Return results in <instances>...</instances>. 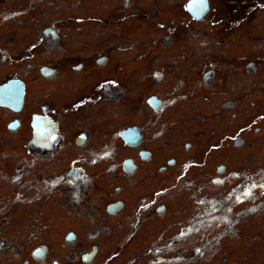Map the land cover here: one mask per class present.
Returning a JSON list of instances; mask_svg holds the SVG:
<instances>
[{
    "label": "flooded vegetation",
    "instance_id": "flooded-vegetation-1",
    "mask_svg": "<svg viewBox=\"0 0 264 264\" xmlns=\"http://www.w3.org/2000/svg\"><path fill=\"white\" fill-rule=\"evenodd\" d=\"M153 1L150 9L154 10L159 6L156 0ZM189 1L183 0L181 7L191 21H210L215 17L216 13L214 12L213 15L211 8L213 6L210 0H199L194 6H189ZM14 2L17 3L18 1L15 0ZM58 2L59 0H51L50 3L55 6V9L54 6L53 8L50 7L52 10H61V13L57 11L59 13L57 15H50L48 11L51 9L43 7L47 3H42L43 9L39 11L32 8L30 14H27L25 8L6 9L5 18L7 21H42L44 14L47 15L45 18L51 16V19L44 22L40 27L34 24V29L11 30V24L2 25L3 30H8L13 37L23 36L19 38L21 46L27 39V52L22 55L11 56L10 49L8 47L5 49L0 45V55L5 56L1 53H6L10 61H25L20 72H6L0 76V99L9 101V103H5L0 100V113L2 114V116L0 115V132L2 125L6 130L0 135V141L10 134H13L15 138L10 140L11 146H7L2 141L6 147L4 153L0 154L1 224L4 222V217L10 215L9 210L13 208H15L13 214H18L20 211L29 213V217L24 215L23 218L26 220H22V222L25 221L24 225H26L35 211H41L43 208L52 211L50 207H53L56 213L58 207L55 205H58L72 214L70 215L72 224H75V214L87 216V210L91 214L99 216V222L91 227L90 232L87 233L93 240L106 230L109 232L116 230L114 227L111 228L109 223L103 222V219L107 217L129 219L130 231L124 237L126 239L135 233L143 220L145 222L148 219H145L148 212L163 213L168 209L166 202L155 198V193H164L165 190L164 192L153 190L150 194L141 193L140 196L130 200L121 196L123 191L136 195L139 192L136 190L137 187L152 185L150 182L138 183L140 177L148 178L152 175L155 177V173L166 175L176 171L174 183L166 184L167 191L169 193L182 192L183 188L190 187L197 193L201 189V184L198 181L202 179V176L207 177L208 172L211 184L217 186L223 180L220 174L223 175L228 172L231 177L237 176L239 170L234 169L229 172L224 163H217L213 168H207L199 177L193 174L194 171L202 172L200 168L205 163L207 166L209 165L207 156L206 158L191 156L194 148L198 149L199 144H201L199 137L191 135L199 131L189 120L191 116L194 119H200L199 110L193 109L195 102L203 101H200V97L195 98L200 93L197 94L196 91H192L188 87L186 90H191V95L186 94L184 90L186 87L182 86L183 84L187 85L186 82L174 83L173 91L169 93L168 90L165 95L149 91L150 89L145 87L147 84H143L149 78L156 81H168L169 78L166 76H177L175 73L178 70L177 65L168 62L170 70L163 67L166 63L154 67L155 62L153 63L151 58L152 51L167 50L166 52H168V45L175 42L176 36L174 37L172 33L163 32L162 36L158 38V42L162 46L147 50L145 59L150 60L149 64L139 63L142 60L137 59L136 50L135 52L132 50L126 52L131 55L129 59L125 55H119V49L117 53L115 46L107 44L108 38L118 36V33L121 37L132 35L133 32L130 30L123 33L106 30L107 34L105 30L88 29L87 32L92 31L94 33V38L90 43L85 42L81 46L88 49L89 55L74 54L79 58L74 61H60L65 53L68 55L74 53L73 40H66L68 36L73 39L71 30H61L60 22H63L62 20L97 22L107 19L109 22H120L136 15V10L139 9V0H63L66 4L56 7ZM89 9L96 12L89 13L87 12ZM145 10L148 11L147 8ZM68 11L70 13L66 14ZM227 11L230 14L226 18L234 14L236 9L230 8ZM230 23H232V19L229 20V28ZM203 29L207 30V27ZM81 33L82 31L79 32V35ZM98 39L100 41H97ZM103 39L104 44L101 42ZM166 46L168 48H165ZM92 50L93 52H91ZM100 50L101 52H99ZM257 64L254 60H246L243 63L244 70L240 69L237 74L240 77L238 80H235L236 76L234 75H231V78H234L232 82L229 77H225L229 84L226 88L227 99L222 101V108L227 111L225 117H227L228 122H233L236 115L239 116V111H235L234 108L241 109L240 115L245 114L247 116L251 96L258 97V89H254L250 95L249 83L250 71L258 70ZM149 65L152 67H148ZM117 66L125 72L126 76H136L135 80H139V83L132 84L128 89L127 83L120 82L123 72H120ZM128 70L134 72H128ZM199 74L203 81H206L205 83L211 87V91L214 93L213 98L216 101L217 98L215 97L218 96V91L223 92V89L218 87L223 81L221 82V78L219 81L217 80L218 76L214 64L211 63V66L206 67ZM139 75L143 77H139ZM85 87L88 89L82 90ZM90 87L93 92H90ZM45 90H49L50 93L45 100L37 101L32 105L30 100L34 97L36 99L41 98ZM200 92L202 96L204 91L200 90ZM74 94L78 97L74 101H70ZM188 96L195 98L194 103L192 108L189 107V109L184 110L183 106L186 102L182 101V98H188ZM58 99L59 102L67 101L62 106L57 104ZM245 100L247 105L239 107V102ZM36 103H38L37 106L32 109L31 107L35 106ZM143 107L150 114H147L145 122L138 115L140 108ZM90 108H92L91 112L88 113L90 117L84 118L85 111L83 109ZM131 111L134 114L131 115ZM111 114L116 118L112 117ZM161 114H163V124L158 127L156 133L148 135V128L150 127V132H153L154 124L152 125V123ZM110 118L116 122L108 123ZM130 118L133 120H129ZM126 119L129 121H124ZM250 122L251 119L250 121L245 119V122L237 126L235 130V127L233 128L234 131L224 133L220 142L217 139L215 142H210L209 146L207 145L208 150L205 149V151L219 148L221 142V144L225 142L239 148H249L244 130ZM172 123H177V125H172ZM94 129L101 131V133L94 134ZM161 133L165 136L167 143L171 142L169 139L174 136L179 137V139L186 136H191V138L182 140L181 145H165L164 153L159 158L163 162H160L158 155L154 154L152 145L154 135L157 136ZM197 138H199L198 141H196ZM262 149L264 150V146ZM167 152L171 154H165ZM7 153H11L15 157L11 163L3 161ZM180 153L182 154L180 155ZM212 154H216L215 151L211 152L210 157ZM108 179L111 182H108ZM93 181L97 185H93ZM106 182H108L107 186L105 185ZM113 183V190H111ZM96 186H98L97 189H95ZM93 190L100 194L94 193ZM107 193H118V196L110 198L111 196L108 197ZM241 193H249V190H243ZM125 196L130 198L129 195ZM204 201V198L200 199L201 206L204 205ZM225 203H221L222 208ZM206 205L201 208L200 206L197 207L199 212L195 214L194 218L199 219L212 213V222L209 224L196 222L187 227L183 225L177 236L161 239L164 244L187 241L185 246L178 251L177 247L168 249L170 254L166 264H193L194 260L201 258L204 251L218 237L231 236L232 240L236 239L239 221L244 218L243 206L239 207L238 203L232 204L230 207H236L235 210L225 213L222 212V208L220 209L216 205V201L214 203L208 202ZM91 207L96 208L97 211L92 213ZM245 210L250 212L252 208L250 205H245ZM262 210L264 212V207ZM61 212L64 214L63 211ZM55 213L57 219L54 223L45 216L43 217V219L49 220V223L42 226L46 230L43 232V236L47 240H41L33 246L31 244L30 249L26 246L28 238L24 233L15 237L1 236L10 225L18 228H24V226L17 223L5 224V230L2 233L0 231V264L10 262L41 264V261L44 263L49 258H51L50 264H70L69 261L50 254L49 242L69 245L77 242L80 237L74 227L68 228L67 232L62 234L60 226L57 224L59 217ZM61 218L62 226L67 227L70 224L66 222L68 218ZM218 219L221 221H217ZM209 228L211 232H205ZM32 241L34 242V240ZM187 244H193L194 247L186 248ZM56 247L55 244V249ZM99 248L100 243L91 241L88 247L78 252L77 262L91 263L97 256ZM175 250L177 252L171 253ZM7 259L9 261H5ZM251 261L262 264L263 259Z\"/></svg>",
    "mask_w": 264,
    "mask_h": 264
},
{
    "label": "rangeland",
    "instance_id": "rangeland-1",
    "mask_svg": "<svg viewBox=\"0 0 264 264\" xmlns=\"http://www.w3.org/2000/svg\"><path fill=\"white\" fill-rule=\"evenodd\" d=\"M14 1L15 0H0V45L5 49L8 47L11 56L22 55L27 52V39L21 46V40L19 38L23 36L18 35L13 37L8 30H3L2 25L5 23L11 24V30L34 29V24L40 27L44 22L50 20L51 16L45 18L47 15L44 14L42 21H7L5 18L7 14L6 9L25 8L27 14H30L32 8H34L35 11H39L43 9V7L47 9L50 7L53 8L54 6L50 4L51 0H17V3ZM153 2V0H139V9L136 10V15L120 22H109L107 19H105L106 21L97 22L62 20L63 22H60L61 30H71L73 39L68 36L66 40H73L74 53L71 55L65 53L60 61L67 62L78 59L79 57L74 54L89 55L88 49L81 46L82 43H90L94 38V33L92 31L87 32L88 29L105 30L107 34L108 32L106 30H113L120 33L130 30L133 32L132 35L121 37L118 33V36H113L111 39L108 38L107 44L115 46L117 53L119 49V55H125L129 59L131 55L126 52H128V50L135 52L136 50L138 54L136 55L137 59L142 60L139 63L149 64L150 60L147 61V59H145L146 53H148L147 50L152 47L156 49V47L162 46L158 42V38L162 36L161 34L163 32L172 33L174 37L176 36L175 42L172 40L173 43L168 45V52H166L167 50L162 52L161 50L158 52L152 51L151 58L153 59V63L155 62L154 67H159L162 63H166V65L162 66L166 68V70H170L168 62L177 65L178 70L175 72L177 76H166L169 78L168 81H156L153 78H149L145 80L143 84H147L145 87H147L148 90L150 89L149 91H155L165 95L168 90L169 93L173 91L174 88L172 87L174 83L186 82L187 85H182L186 87L184 88L186 94L191 95V90L196 91L197 94L200 93V95H196L195 98L200 97V101L203 100L201 102L197 101L194 103L193 100L195 98H190V96H188V98H182V101L186 102L183 106L184 110L189 109V107L192 108V104L194 103L193 109L199 110L200 115V119H194L192 116L189 118L191 123L196 126L195 128L197 131L200 132L191 135H195L193 137H199V143H201L198 149L194 148L191 156L203 158L207 156V162L209 163L208 166L207 163H205L200 168L202 172L194 171V176H201L207 168H213L217 163H224L229 172L237 169L239 173L236 177H231L228 172L223 175L220 174L223 180H221L217 186L211 184L208 178V172L207 177L202 176V179L198 181L201 184V189L197 193L190 187L183 188L182 192L169 193L167 191L166 184L174 183L176 171H172L166 175L155 173V177L153 175L148 178L140 177L138 183L144 184L150 182L152 185L146 187L141 185L137 187L136 190L139 192L136 193V195H134V193H124L125 191H123L124 195H120L130 200L136 196H140L141 193L150 194L153 190L156 192L158 190L164 192L165 190L164 193H155V198L166 202L168 209L163 213L148 212L145 216V219H148L145 222L143 220L135 233H132L133 235L131 237L128 236L126 239H124V237L128 234V231H130L129 219L122 220L121 217H107L108 219H103V222L109 223V226L111 228H116V230H110V232L106 230V232H102L93 240L87 233L90 232L91 227L99 222V216L97 217L87 210V216L75 214V224H72L70 219V215L72 214L61 206L55 205L58 207V211L56 212L59 217L57 224L60 226L61 233L65 234L68 228L74 227L80 239L69 245H63L60 242L51 243L50 241V254L54 257L58 256L62 260L69 261L70 264H82L77 262L78 252L88 247L91 241H95L100 243V250L89 264H166L170 254L168 249L177 247L178 251L185 246L187 241L176 244H164L161 239L177 236L181 232V227L183 225L187 227L189 224L196 222L202 224H209L212 222V213L199 219H195L194 216L199 212L197 207L200 206L201 208L207 206L206 204L208 202L214 203L216 201V205L220 209L222 208L221 203L226 202L221 209L222 212L225 213L235 210L236 207H230L232 204L238 203L239 207L243 206L244 218L239 221L238 233L235 235L236 239L232 240L231 236L218 237L211 243V246L204 251V255L201 258L194 260L193 264H256L251 260L257 261L260 259H263L262 264H264V212L262 210L264 207V150L262 149L264 146V0H210L213 6L211 7L213 15L214 12L216 13L214 15L215 17L210 21L201 20V22L191 21L186 12L182 10L181 3L183 0H156L159 7L154 10L150 9ZM42 3L47 4L42 7ZM62 4L66 3H64L63 0H59L56 7ZM146 8L148 11L145 10ZM230 8H235L236 12L226 18L230 14L227 13V10ZM57 11L61 13V10L52 9L48 12L50 15H57L59 14ZM87 12L95 13L96 11L89 9ZM68 13H70V11L66 14ZM230 19H232V23H230L229 28ZM24 26L27 27L24 28ZM204 27H207V30L203 29ZM226 27H228V29H225ZM80 31H82V33L79 35ZM97 41L100 40L98 39ZM101 42L104 44V39ZM168 46L165 48H168ZM41 52L44 53L43 51ZM91 52H93V50ZM99 52H101V50ZM1 54L5 56L0 55V76L6 72H20L25 61H10L6 53ZM246 60H254L258 63V70L250 71L249 83L251 87L250 95L254 92V89H258L259 95L258 97L255 95L251 96L247 116H245V114L240 115L242 110L234 108L235 111H239V116L237 117L236 115L233 122H228L227 117H225L227 111L222 108V101L227 99L226 88L229 84V82L225 80V77H229L232 82L234 78L232 79L231 75H234L236 76L235 80H238L240 77H238L237 74L240 72V69H243V63ZM30 61L33 62L34 60ZM211 63L214 64V69L218 76L217 80L219 81V78H221V82L223 81L222 84L218 86L223 89V92L221 93L218 91V96L215 97L217 98L216 101L213 98L214 93L211 91V87L208 83H205L206 81H203L202 76L199 74L203 69L211 66ZM226 63L227 65L225 66ZM148 67L152 66L149 65ZM117 68L119 67L117 66ZM119 70L123 72L120 68ZM128 72L134 71L128 70ZM122 74L120 82L127 83L128 89L132 84L139 83V80H135L136 76H126L125 72ZM139 77L143 76L139 75ZM188 87H190L191 90H186ZM87 89L88 88L85 87L82 90ZM207 89H210V91H207ZM200 90L204 91L202 96ZM90 92H93L91 87ZM49 94V90H45L41 98L36 99L34 97L30 102L32 101L31 103L34 105L37 101L41 102L40 100H45ZM72 97L73 99H70V101H74L78 96L74 94ZM66 101L67 100L59 102L58 99L57 104L64 106ZM189 101L190 103H188ZM216 102L218 103L217 105ZM68 103L71 104L69 101ZM37 104L38 103L31 108L34 109ZM246 105V100L239 102V107H245ZM83 110L85 111L84 118L90 117L88 113L91 112L92 108ZM146 110L147 109L143 107L142 109L140 108V112H138L139 118L144 119V122L146 121L145 118L147 114L150 115ZM130 114H134L133 111H131ZM0 115L2 116L1 113ZM111 116L116 118L113 114H111ZM162 117L163 114H161L157 120L153 121V132H150L151 130H149V127L147 132L148 135L156 133L158 127L163 124ZM245 119H248V121L251 119L250 124L247 125L244 130L245 138L247 142H249V148H239L225 142L221 144V142L218 146L219 148L212 151H205V149L208 150L207 145L210 142H215L216 139L220 142L224 133L232 132L233 128L235 127V130L237 126L245 122ZM129 120H133V118ZM129 120L126 119L124 121ZM113 122H116V120L110 118L108 121V123ZM172 125H177V123H172ZM198 126H200V128H198ZM255 130L259 131L256 132ZM5 131L2 125L0 135ZM182 131H185V129H182ZM93 132L94 134L101 133V131L95 129ZM13 136V134H10L4 137V140L0 141L1 155L4 153L3 151L6 147L2 141H4L7 146H11L12 143L10 140L14 138ZM189 138H191V136L182 137L180 139L174 136L170 137L169 140H171V142L167 143L163 133L157 136L154 135V142L152 145L154 154H157L159 159L164 153L165 145H181L182 140ZM199 138H197L196 141H198ZM214 151L216 154H212L210 157L211 152ZM165 154L169 155L171 153L167 152ZM181 154L182 153H180V155ZM13 160H15V157H13L11 153H7L3 159V161L7 163H11ZM160 162H163V160ZM108 182H111V180L108 179ZM108 182H106V186ZM92 184L97 185L94 181ZM113 185L114 183L110 188L111 190H113ZM97 187L98 186H96L95 189H97ZM230 190L232 191L229 193ZM243 190H249V193H241ZM93 192L98 195L100 194L95 190H93ZM125 195H129L130 198ZM107 196L115 198L118 196V193H107ZM201 198L205 199L203 206H201ZM245 205H250L252 210H250V212L246 211ZM195 208L196 211L194 212ZM14 209L15 208L9 210L10 215L4 217L3 224L0 223L1 233L5 230V224L9 223H17L20 226H24V228L10 225L1 236L15 237L24 233L26 238H28L26 241L28 249H30L31 244V246H33L41 240H47L43 236V232H46V230L42 226L49 223V220L54 223L55 219H57L54 215L55 209L53 207H50L52 211L46 210L45 208L41 211H35L33 215L30 216V221H27L26 225H24L25 221L22 222V220H26L23 217L24 215H28L29 217V213L27 211H20L18 214H13ZM90 210L92 213L97 211L96 208L92 207ZM61 211H63L65 215L62 214ZM102 215L104 214L102 213ZM44 216L49 220L43 219ZM61 217L68 218L66 222L70 224H68L67 227L62 226L63 221H61ZM217 221H221V219ZM205 232L210 233L211 229H206ZM14 240L17 241L16 239ZM32 240H34V242ZM55 244L57 246L56 249ZM189 247H194V245L187 244L186 248ZM177 251L175 250L171 253ZM50 260L51 258L44 263L41 261V264H50ZM5 261H9V259ZM6 264H15V262Z\"/></svg>",
    "mask_w": 264,
    "mask_h": 264
},
{
    "label": "water",
    "instance_id": "water-1",
    "mask_svg": "<svg viewBox=\"0 0 264 264\" xmlns=\"http://www.w3.org/2000/svg\"><path fill=\"white\" fill-rule=\"evenodd\" d=\"M198 2H199V0H190L188 4H189V6H194Z\"/></svg>",
    "mask_w": 264,
    "mask_h": 264
},
{
    "label": "bare ground",
    "instance_id": "bare-ground-1",
    "mask_svg": "<svg viewBox=\"0 0 264 264\" xmlns=\"http://www.w3.org/2000/svg\"><path fill=\"white\" fill-rule=\"evenodd\" d=\"M0 100H2V99H0ZM3 102H5V103H9V101L8 100H2Z\"/></svg>",
    "mask_w": 264,
    "mask_h": 264
}]
</instances>
